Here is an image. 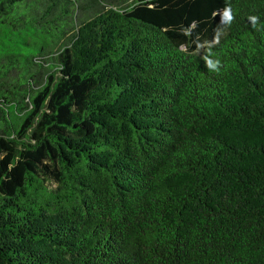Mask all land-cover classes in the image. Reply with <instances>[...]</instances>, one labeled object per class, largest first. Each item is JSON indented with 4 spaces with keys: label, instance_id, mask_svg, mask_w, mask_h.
Masks as SVG:
<instances>
[{
    "label": "trees",
    "instance_id": "obj_1",
    "mask_svg": "<svg viewBox=\"0 0 264 264\" xmlns=\"http://www.w3.org/2000/svg\"><path fill=\"white\" fill-rule=\"evenodd\" d=\"M0 264H264V0H0Z\"/></svg>",
    "mask_w": 264,
    "mask_h": 264
},
{
    "label": "clouds",
    "instance_id": "obj_2",
    "mask_svg": "<svg viewBox=\"0 0 264 264\" xmlns=\"http://www.w3.org/2000/svg\"><path fill=\"white\" fill-rule=\"evenodd\" d=\"M224 15L226 17H228L229 19L231 18V17L228 16V13L227 12H225ZM250 19L252 20L253 24H255L256 17H251ZM216 63L217 62H213V61L209 60V61H207V65L206 66L209 67V68L215 69L216 68Z\"/></svg>",
    "mask_w": 264,
    "mask_h": 264
}]
</instances>
